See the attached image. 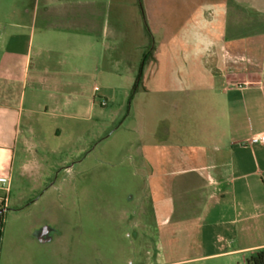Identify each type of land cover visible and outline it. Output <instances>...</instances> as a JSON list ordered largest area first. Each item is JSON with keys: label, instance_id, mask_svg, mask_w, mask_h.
I'll list each match as a JSON object with an SVG mask.
<instances>
[{"label": "crops", "instance_id": "0c3cea01", "mask_svg": "<svg viewBox=\"0 0 264 264\" xmlns=\"http://www.w3.org/2000/svg\"><path fill=\"white\" fill-rule=\"evenodd\" d=\"M151 18L171 27L160 44L175 70L170 88L152 82ZM135 43L144 95L176 94L173 117L149 125L136 62H127L124 91L135 107L126 119L140 131L132 159L150 175L154 212L168 224L178 199L197 213L199 253L190 260L247 264L264 249V141L254 140L264 136V0H0V175H10L9 192L16 174L49 181L45 171L34 175L39 135L84 130L76 157L85 161L103 134L85 125L102 124L112 77ZM110 115L114 124L123 114ZM8 194L0 186V197Z\"/></svg>", "mask_w": 264, "mask_h": 264}, {"label": "rangeland", "instance_id": "374dc122", "mask_svg": "<svg viewBox=\"0 0 264 264\" xmlns=\"http://www.w3.org/2000/svg\"><path fill=\"white\" fill-rule=\"evenodd\" d=\"M154 20L149 19L145 28V39L150 34V45L145 40L146 51H156L151 66L158 72L152 82L156 79V88H170L175 70L167 60L169 46L160 44L171 27L159 28L157 18ZM138 49L135 43L124 55L129 60H119L118 76L112 77L110 88L112 99L103 106L107 115L102 124L85 125L103 129L85 161V153L76 157L86 145L84 130L71 138L39 135L34 140V175L45 171L50 179L43 184L15 175L9 205L1 219L0 264H212L190 260L199 253L197 213L190 206L181 209L183 203L177 199L170 222L162 223L147 188L150 175L133 162L131 142L140 131L137 124L126 119L128 115L132 119L135 107L132 90L129 97L124 91L127 62H136V94L145 98L143 111L149 125L158 118L173 117L170 104L176 95L169 90L144 95L140 70L143 55ZM111 111L123 114L120 121L111 123ZM39 238L51 240L47 244Z\"/></svg>", "mask_w": 264, "mask_h": 264}, {"label": "built area", "instance_id": "2783aa9c", "mask_svg": "<svg viewBox=\"0 0 264 264\" xmlns=\"http://www.w3.org/2000/svg\"><path fill=\"white\" fill-rule=\"evenodd\" d=\"M255 141H264V136L263 137H255ZM10 184H11V177L10 175H0V186L3 187L7 193H9L10 190ZM8 203V197L1 198L0 197V205H6ZM3 221L0 219V233L3 228Z\"/></svg>", "mask_w": 264, "mask_h": 264}, {"label": "trees", "instance_id": "16d2710c", "mask_svg": "<svg viewBox=\"0 0 264 264\" xmlns=\"http://www.w3.org/2000/svg\"><path fill=\"white\" fill-rule=\"evenodd\" d=\"M247 264H264V249L258 250L255 253H253L247 259Z\"/></svg>", "mask_w": 264, "mask_h": 264}, {"label": "water", "instance_id": "95a60500", "mask_svg": "<svg viewBox=\"0 0 264 264\" xmlns=\"http://www.w3.org/2000/svg\"><path fill=\"white\" fill-rule=\"evenodd\" d=\"M4 210H5V209H2V210L0 211V213H2Z\"/></svg>", "mask_w": 264, "mask_h": 264}, {"label": "flooded vegetation", "instance_id": "af4514ba", "mask_svg": "<svg viewBox=\"0 0 264 264\" xmlns=\"http://www.w3.org/2000/svg\"><path fill=\"white\" fill-rule=\"evenodd\" d=\"M5 211H6V209H5L2 213H5ZM2 213H1V214H2Z\"/></svg>", "mask_w": 264, "mask_h": 264}]
</instances>
